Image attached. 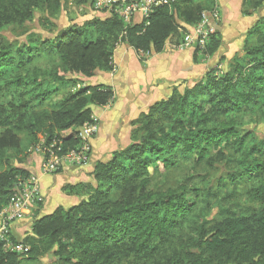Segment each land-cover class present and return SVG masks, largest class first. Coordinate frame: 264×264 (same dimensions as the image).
<instances>
[{
	"label": "trees",
	"instance_id": "trees-1",
	"mask_svg": "<svg viewBox=\"0 0 264 264\" xmlns=\"http://www.w3.org/2000/svg\"><path fill=\"white\" fill-rule=\"evenodd\" d=\"M61 4L0 0V212L34 173L14 163L25 142L33 147L44 138L43 162L77 152L82 129L95 123L94 108L113 101L110 87L74 91L77 82L69 76L90 80L113 72L119 45L143 54L179 46L217 5L174 0L154 6L142 23L127 25L113 15L50 34L38 45L3 35L37 10ZM243 4L256 11L264 0ZM221 47L216 31L203 51L196 49L195 61L200 52L213 57ZM262 123L264 15L247 31L240 53L153 104L132 122L130 143L94 163L90 181L66 186L74 205L44 215L46 201L38 205L31 237L23 241L29 250L7 252L0 244V264H22L41 246L57 247L55 255L73 264L146 258L156 264H264V138L250 129ZM174 174L170 185L157 182ZM243 196L255 207L243 209ZM177 240L179 252L170 254Z\"/></svg>",
	"mask_w": 264,
	"mask_h": 264
},
{
	"label": "rangeland",
	"instance_id": "rangeland-1",
	"mask_svg": "<svg viewBox=\"0 0 264 264\" xmlns=\"http://www.w3.org/2000/svg\"><path fill=\"white\" fill-rule=\"evenodd\" d=\"M61 7L57 10H37L35 12L34 18L27 22L24 26H13L8 27L3 31V35L13 43H28L30 40H34V45H38L41 41H45L47 37L51 35H55L58 32L65 31L73 26H82L85 23H88L93 20L104 19L111 17L109 13L106 11H98L94 6V0H61ZM233 1L234 0H216V7L222 16L223 7L225 3L229 4V8L233 9ZM244 2V0H242ZM242 2V3H243ZM241 3V2H240ZM241 13L244 18L249 21V19H253L255 21L260 15H264V7L258 10H254L248 6L242 4ZM211 13V11H208ZM244 13H250V15H244ZM233 14H235L233 12ZM139 20V18L135 17V21ZM221 20V18H220ZM219 20V21H220ZM219 21L216 23L218 24ZM252 22V24L254 23ZM254 25V24H253ZM252 25V26H253ZM40 47V46H39ZM229 49H221L220 56H215L216 58L212 59V57H206L202 55L200 52L197 56L198 60L195 62L194 71L197 72L196 80H200L202 77L201 74L206 69L216 68L222 59H226L225 56H222L225 52H229ZM241 52V51H240ZM238 52V53H240ZM222 53V55H221ZM229 61V60H228ZM201 76V77H200ZM70 80L73 82H77L76 88L74 91L80 90L84 86H96V85H104L108 84L109 80L103 78L97 74L93 79H85L80 78L74 75L69 76ZM193 81V82H194ZM69 87H72L73 83ZM186 86H180V90H184ZM164 97L158 96V98ZM156 100H151L150 102L144 104L142 110L146 109L148 105L154 103ZM140 105L138 102H135L134 107H131L128 111L123 110V115L126 114V118L122 117L119 120H115L112 124V119L115 117H110L108 114L103 115L101 110L94 113L95 123L98 125V133L92 137L89 141L90 151H89V162L87 165H79L78 163H63L59 167L56 173L53 176L56 179V193L53 196V204L50 211L45 210V205L42 206V211L40 215H44L55 211L59 207H63L65 209L70 208L72 205L69 203L70 201L66 200L69 198H73V205L77 202V199L68 196L64 191V188L69 184H75L80 181H90L91 177L89 171L91 169V165L97 161L98 158H107L108 155L119 150L123 147H126L130 142V133L131 130V121L134 120L135 116L139 113L136 109V106ZM114 107V106H113ZM111 107V109H113ZM112 113V112H111ZM114 115V114H112ZM251 130L255 131L260 138H264V123L259 125H252L250 127ZM44 138L41 139L40 143L36 146H31L29 143L25 142L22 145L21 151L19 155L16 157L14 163L19 166H23L29 168L32 172L35 173L37 167L43 162L42 160L45 158L46 149L44 147ZM97 141V142H96ZM95 144V145H94ZM111 144V145H110ZM110 145V146H109ZM41 162V163H40ZM88 166V167H87ZM82 167H86V170H80ZM90 168V169H89ZM5 171L4 168L0 167V172ZM199 172V171H197ZM180 172H178L179 174ZM178 174H174L170 178L166 179V177H162L157 180L158 183L167 182V185H170L173 181L176 180ZM241 204L243 209L248 206H253L249 200L248 196H243L241 198ZM33 225V221L31 217L25 219L22 222L17 223L14 226L13 230V241L16 243L21 242V240H25L26 237H31L30 228ZM184 236V234H183ZM182 236V237H183ZM181 240L175 241L171 248L169 249L170 254L175 252H179ZM25 251L27 245H24ZM57 251V247L49 250L46 246H41L38 254L32 259L31 256L25 255L22 264H73L66 263L60 260L55 252ZM21 253V254H22ZM160 258V257H159ZM161 261L166 262L164 259H160ZM156 264V259L146 258L144 261H127L124 264Z\"/></svg>",
	"mask_w": 264,
	"mask_h": 264
},
{
	"label": "crops",
	"instance_id": "crops-1",
	"mask_svg": "<svg viewBox=\"0 0 264 264\" xmlns=\"http://www.w3.org/2000/svg\"><path fill=\"white\" fill-rule=\"evenodd\" d=\"M242 2V0H234L232 10L229 8V4L225 3V6H222L221 20L215 25L222 40V47L215 56L220 54L221 49H229V52H225L223 55L221 53L222 56H225L226 61L231 60L242 50L246 33L257 20L256 17L255 21L251 18L247 21L244 18L241 13ZM136 17L139 20L135 21L134 19L133 23H142L144 21V18L140 15ZM253 21L254 23L252 24ZM183 45V43L179 46L170 44L162 53L158 54L154 52L149 54L137 53L126 45H119L114 50L113 72H99L101 77L109 80V83L104 85L113 90L114 99L106 107L94 108V113L101 110V113H104L103 115L108 114L110 117H115L111 120L113 124L115 120L117 121L122 117L126 118V114L123 115V110L128 111L131 107H134L135 102H138L140 105H137L136 109L139 113L131 121V130L129 131L131 132L133 129L132 122L137 120L142 113L147 112L153 104L169 98L175 88L181 85L186 86L196 80L197 76L195 75H197L198 71H194L196 64L195 51L199 48L195 46L185 47ZM215 56L212 59L216 58ZM204 72H202L201 76ZM163 95L164 97L158 98V96ZM151 100L156 101L142 110L144 104ZM102 159L98 158L96 160ZM94 163L91 165V169L89 168V174L93 172ZM38 170L39 167H37L35 173ZM80 170L84 171L86 167H82ZM55 184L56 179L53 175L41 178V190L46 198L45 210L47 211H50L51 207L54 206ZM66 200L73 205V198Z\"/></svg>",
	"mask_w": 264,
	"mask_h": 264
},
{
	"label": "built area",
	"instance_id": "built-area-1",
	"mask_svg": "<svg viewBox=\"0 0 264 264\" xmlns=\"http://www.w3.org/2000/svg\"><path fill=\"white\" fill-rule=\"evenodd\" d=\"M172 2L174 0H94V6L98 11H106L111 16H117L124 24L130 25L137 15L146 19L154 6H167ZM220 18L221 15L217 9L211 13L205 12L202 21L194 27L193 32L185 36L183 46H195L203 51L210 36L216 33L215 25ZM97 133L96 123L85 126L80 133L83 144L77 152L61 159L52 156L51 159L39 165L37 173H33L27 180L20 183L8 207L0 212V244L5 251L22 253L24 250L23 240L19 243L13 241V230L17 223L32 217L38 205L45 203L46 198L41 190V178L56 173L63 163H78L86 166L89 162V141Z\"/></svg>",
	"mask_w": 264,
	"mask_h": 264
}]
</instances>
